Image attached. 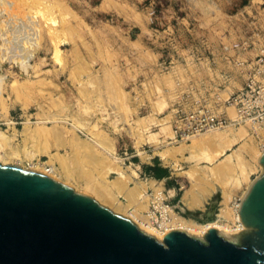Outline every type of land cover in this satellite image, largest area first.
<instances>
[{
	"label": "rangeland",
	"instance_id": "rangeland-1",
	"mask_svg": "<svg viewBox=\"0 0 264 264\" xmlns=\"http://www.w3.org/2000/svg\"><path fill=\"white\" fill-rule=\"evenodd\" d=\"M0 132L5 164L114 213L235 226L262 171L264 0H0Z\"/></svg>",
	"mask_w": 264,
	"mask_h": 264
},
{
	"label": "water",
	"instance_id": "water-1",
	"mask_svg": "<svg viewBox=\"0 0 264 264\" xmlns=\"http://www.w3.org/2000/svg\"><path fill=\"white\" fill-rule=\"evenodd\" d=\"M258 160L234 241L215 228L204 241L180 230L157 239L46 173L0 162V264H264V151Z\"/></svg>",
	"mask_w": 264,
	"mask_h": 264
},
{
	"label": "bare ground",
	"instance_id": "bare-ground-1",
	"mask_svg": "<svg viewBox=\"0 0 264 264\" xmlns=\"http://www.w3.org/2000/svg\"><path fill=\"white\" fill-rule=\"evenodd\" d=\"M54 44H55V42H54ZM58 43H56L55 44V46H57L58 47V45H57ZM58 49V48H57ZM56 50V49H55ZM15 52H17V51H15ZM57 52H58V50H57ZM14 53V52H13ZM30 128V127H29ZM24 129H27V128H24ZM35 129H37V127L35 128ZM42 129V128H41ZM6 138H5V136H3L2 134H1V132H0V142L1 141H4ZM7 140V139H6ZM6 140L4 141V142H6ZM8 141V140H7ZM4 145H6V143H4ZM0 149H1V146H0ZM3 150V149H2ZM264 151V149L262 150V152ZM13 153V152H12ZM262 154V153H261ZM260 154V155H261ZM5 155V154H4ZM10 155H11V153H10ZM259 155V156H260ZM7 156V155H6ZM11 156H17L15 153H13ZM8 157V156H7ZM28 158H30V157H28ZM0 162L2 163V164H5L6 163V158L5 157H3V155H2V152L0 153ZM15 163L17 164H19V162L18 161H15ZM258 163H259V160H258ZM38 164H41V166L42 167H40L41 169H44L45 170V173L46 174H48L50 177H52V178H57V179H59L60 177H64L65 179H67V178H69L68 177V175L67 174H63V173H60V171H59V173L58 172H56L55 171V169L53 168V164H50L51 165V167L49 166L48 167V165H45V163L44 164H42V163H38ZM224 165H226V164H224ZM259 165H260V163H259ZM37 166V165H36ZM35 167V166H34ZM225 167V166H224ZM228 167V166H227ZM226 167V168H227ZM37 168H38V166H37ZM57 169V168H56ZM37 170V169H36ZM39 171V170H38ZM113 171H114V169H113ZM40 172V171H39ZM44 172V171H43ZM217 174H218V172H217ZM57 175V176H56ZM58 176H60V177H58ZM66 176V177H65ZM122 176V175H121ZM124 177V176H123ZM54 178V179H55ZM57 179H55V180H57ZM121 179H122V177H121ZM118 180H120L119 179V177H118ZM117 180V178H115V184H117V183H119L120 185L119 186H117V187H119V190H120V188L121 189H125V187L124 188H122L123 186H121V184H123V183H121V180H120V182ZM124 180V179H123ZM114 181V180H113ZM61 182V181H60ZM124 182V181H123ZM63 183V182H62ZM81 183H83L84 184V188L87 190V191H89V192H91L92 194H94L95 195V197L98 199V200H100V201H103L104 203H107V204H109V206L110 205H112L113 203V200H111V197H108L106 194H105V192H103L102 190H100L98 187L96 188L93 184L91 185L90 183H88V182H81ZM125 184V183H124ZM150 184H153V183H151L150 182ZM156 184V183H155ZM160 186V185H159ZM118 189V188H117ZM132 190V189H131ZM159 190V189H158ZM126 191V190H125ZM128 191V190H127ZM130 191V190H129ZM139 191V190H138ZM131 192V191H130ZM130 192H128L129 193V195H135L136 193L135 192H133V193H135V194H133L132 192V194H130ZM246 192V191H245ZM245 192H244V194H245ZM191 193V192H190ZM185 194H186V192H185ZM244 194L241 196V198L244 196ZM127 196H128V198L131 200L132 199V201H133V199L136 197L137 198V195L136 196H130L129 197V195L128 194H126ZM194 196V195H193ZM133 197V198H132ZM162 197V196H161ZM192 197V196H191ZM160 198V197H159ZM183 198V197H182ZM194 198V202H196L195 201V198H196V196H194L193 197ZM192 198V199H193ZM146 199V198H145ZM197 199V198H196ZM197 200H199V199H197ZM193 201V200H192ZM240 201H241V199L239 200V202L237 203V206H236V209H235V220H236V225L235 226H229V225H226V224H224V223H220V222H218V221H214V222H210V223H208V224H205V225H197V224H195V223H193V222H191V221H189V220H186V219H184V218H173L172 217V220L173 221H171V223H164V222H162V223H160V225L159 226H155L149 219H148V217H145V216H142V217H139L138 215H136L135 214V211H134V209H133V211H128V213H129V217L131 218V220L142 230V231H144L145 233H147V234H149V235H151V236H153V237H155V238H157V239H162L163 237H164V235L167 233V232H169V231H174V230H180V231H184L185 233H188V234H198V233H201V234H203V236L207 233V230L208 229H210V228H215V229H217V231L222 235V234H229V235H235L236 233H238V232H240V231H242V230H244V228H245V226H244V224L242 223V220H241V217H240V215H239V205H240ZM191 202V201H190ZM193 202V203H194ZM119 203V202H118ZM199 203V202H198ZM192 204V203H191ZM195 204V203H194ZM201 204V203H200ZM114 206V209H116V210H122V206L120 205V203L119 204H115V205H113ZM112 206V207H113ZM159 206V205H158ZM168 209V208H167ZM146 211H147V208L145 209ZM115 211V210H114ZM118 212V211H117ZM227 213V212H226ZM170 214V213H169ZM228 214V213H227ZM226 215V214H225ZM229 215V214H228ZM227 215V216H228ZM141 216V215H140ZM173 216H174V214H173ZM163 221V220H162ZM165 222H166V220H165Z\"/></svg>",
	"mask_w": 264,
	"mask_h": 264
},
{
	"label": "built area",
	"instance_id": "built-area-1",
	"mask_svg": "<svg viewBox=\"0 0 264 264\" xmlns=\"http://www.w3.org/2000/svg\"><path fill=\"white\" fill-rule=\"evenodd\" d=\"M169 207V206H165V211L164 212H159L161 217H160V220H157V218L155 217L156 216V213L150 208L149 212H147V215L148 213L150 215H148L150 217V219L154 222L155 225H160L161 221L164 219V220H170V215L168 214V210H166V208ZM164 208V207H163ZM155 211H156V208H155Z\"/></svg>",
	"mask_w": 264,
	"mask_h": 264
}]
</instances>
